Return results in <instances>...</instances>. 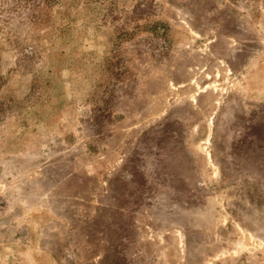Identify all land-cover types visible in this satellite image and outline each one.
I'll return each instance as SVG.
<instances>
[{
    "label": "rangeland",
    "instance_id": "1",
    "mask_svg": "<svg viewBox=\"0 0 264 264\" xmlns=\"http://www.w3.org/2000/svg\"><path fill=\"white\" fill-rule=\"evenodd\" d=\"M0 264H264V0H0Z\"/></svg>",
    "mask_w": 264,
    "mask_h": 264
},
{
    "label": "bare ground",
    "instance_id": "2",
    "mask_svg": "<svg viewBox=\"0 0 264 264\" xmlns=\"http://www.w3.org/2000/svg\"><path fill=\"white\" fill-rule=\"evenodd\" d=\"M210 78V77H209ZM215 88V86L213 85V86H211V87H206L205 89H203L202 90V93H206L209 89H214ZM193 101L195 102L196 101V97H193ZM203 151V150H202ZM207 156L208 157H211V155L209 154V153H207Z\"/></svg>",
    "mask_w": 264,
    "mask_h": 264
},
{
    "label": "flooded vegetation",
    "instance_id": "3",
    "mask_svg": "<svg viewBox=\"0 0 264 264\" xmlns=\"http://www.w3.org/2000/svg\"><path fill=\"white\" fill-rule=\"evenodd\" d=\"M240 151V150H239Z\"/></svg>",
    "mask_w": 264,
    "mask_h": 264
}]
</instances>
